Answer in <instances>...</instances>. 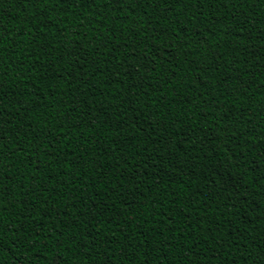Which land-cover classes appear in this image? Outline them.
<instances>
[{
    "label": "trees",
    "instance_id": "obj_1",
    "mask_svg": "<svg viewBox=\"0 0 264 264\" xmlns=\"http://www.w3.org/2000/svg\"><path fill=\"white\" fill-rule=\"evenodd\" d=\"M262 177L264 0H0V264H260Z\"/></svg>",
    "mask_w": 264,
    "mask_h": 264
},
{
    "label": "snow or ice",
    "instance_id": "obj_2",
    "mask_svg": "<svg viewBox=\"0 0 264 264\" xmlns=\"http://www.w3.org/2000/svg\"><path fill=\"white\" fill-rule=\"evenodd\" d=\"M262 179H264V177H262ZM37 235H38V233H37ZM260 264H264V260H261Z\"/></svg>",
    "mask_w": 264,
    "mask_h": 264
}]
</instances>
